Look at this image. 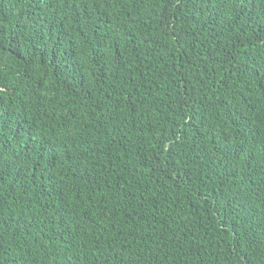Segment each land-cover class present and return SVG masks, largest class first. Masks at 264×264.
<instances>
[{
  "label": "trees",
  "instance_id": "1",
  "mask_svg": "<svg viewBox=\"0 0 264 264\" xmlns=\"http://www.w3.org/2000/svg\"><path fill=\"white\" fill-rule=\"evenodd\" d=\"M0 264H264V0H0Z\"/></svg>",
  "mask_w": 264,
  "mask_h": 264
}]
</instances>
